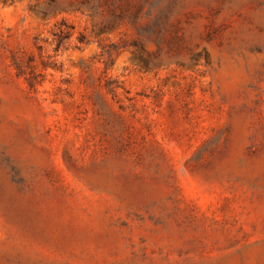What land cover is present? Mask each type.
Here are the masks:
<instances>
[{
    "label": "rangeland",
    "instance_id": "rangeland-1",
    "mask_svg": "<svg viewBox=\"0 0 264 264\" xmlns=\"http://www.w3.org/2000/svg\"><path fill=\"white\" fill-rule=\"evenodd\" d=\"M69 2L0 0V264H264V0Z\"/></svg>",
    "mask_w": 264,
    "mask_h": 264
},
{
    "label": "trees",
    "instance_id": "trees-1",
    "mask_svg": "<svg viewBox=\"0 0 264 264\" xmlns=\"http://www.w3.org/2000/svg\"><path fill=\"white\" fill-rule=\"evenodd\" d=\"M56 0H49V3L54 4ZM156 5L153 0H70L68 4L69 9L80 10L81 8L87 9L91 14L103 13L106 17L105 25L100 28L97 32V36L106 33L107 31L113 30L117 24L122 23L123 21H127L129 24H134L141 17H150L152 8ZM147 7L146 11L144 9ZM168 25H159L156 23V26H151L150 28H146L143 31L140 30L137 33V37L130 40H120L117 43H111L108 45L105 55L107 57V61H111L112 56L114 54L119 53L120 51H128L130 54L140 61H142L141 54H148L145 51L144 47V38L143 35L151 36L154 35V43L157 45V52H160L161 45L166 40V44L168 47V52L172 51L173 45H175L174 40H178L179 37L176 36L178 30H171L170 28H166ZM63 30L59 31L56 34V46L57 48L65 41L71 37L70 30L71 27L61 24ZM174 31V32H173ZM168 36H172L169 40H167ZM77 42L79 44H88L89 41L84 35H79L77 37ZM179 41V40H178ZM154 63V62H152ZM145 65L148 66V61L145 62ZM159 65L157 62L154 63V66ZM15 67L19 73V75H25V72L22 66L18 63H15ZM26 81L29 86L34 87L37 82L36 78L29 73Z\"/></svg>",
    "mask_w": 264,
    "mask_h": 264
}]
</instances>
